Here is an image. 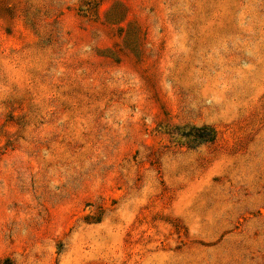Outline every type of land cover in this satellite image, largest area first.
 <instances>
[{"label":"rangeland","instance_id":"rangeland-1","mask_svg":"<svg viewBox=\"0 0 264 264\" xmlns=\"http://www.w3.org/2000/svg\"><path fill=\"white\" fill-rule=\"evenodd\" d=\"M0 264H264V0H0Z\"/></svg>","mask_w":264,"mask_h":264},{"label":"trees","instance_id":"trees-1","mask_svg":"<svg viewBox=\"0 0 264 264\" xmlns=\"http://www.w3.org/2000/svg\"><path fill=\"white\" fill-rule=\"evenodd\" d=\"M195 131H197V133L194 136L201 140L212 141L216 138V130L211 126L196 128ZM188 135H191V133L188 132Z\"/></svg>","mask_w":264,"mask_h":264}]
</instances>
